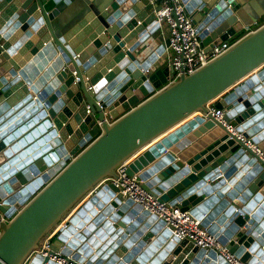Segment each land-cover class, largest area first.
I'll return each mask as SVG.
<instances>
[{"label": "water", "instance_id": "obj_1", "mask_svg": "<svg viewBox=\"0 0 264 264\" xmlns=\"http://www.w3.org/2000/svg\"><path fill=\"white\" fill-rule=\"evenodd\" d=\"M182 1L207 52L247 33L169 84V39L144 49L160 5L0 0V264H228L122 196L124 165L264 264V0Z\"/></svg>", "mask_w": 264, "mask_h": 264}, {"label": "built area", "instance_id": "obj_2", "mask_svg": "<svg viewBox=\"0 0 264 264\" xmlns=\"http://www.w3.org/2000/svg\"><path fill=\"white\" fill-rule=\"evenodd\" d=\"M149 1L151 4L160 5L161 8L157 13V23L165 20L164 25L169 30L168 49L171 51L169 59L170 66L174 71L168 82L169 84L177 81L180 75L196 73L232 46V43L227 42L207 52L202 47L198 29L194 25L193 19L188 14L186 5L182 0ZM210 113L216 119L223 120V112L210 107ZM256 150L260 153V150ZM126 169V165L120 167L117 171L118 178L112 180L119 189V193L132 200L135 204L140 205L151 216L162 220L165 228L172 232V241L174 238L181 241L187 240L201 249L214 250L228 264H250L242 262L235 254L224 247L214 235H211L206 228L202 227L201 221L192 215L190 211H183L179 206H171L168 203L161 202L143 188L142 180L138 174L129 176ZM70 217L71 215L66 220ZM66 220L52 234L43 239V248L48 249L52 245L53 236L61 227L65 226ZM52 260L59 264H80L74 260L68 262L61 257H53Z\"/></svg>", "mask_w": 264, "mask_h": 264}, {"label": "crops", "instance_id": "obj_3", "mask_svg": "<svg viewBox=\"0 0 264 264\" xmlns=\"http://www.w3.org/2000/svg\"><path fill=\"white\" fill-rule=\"evenodd\" d=\"M204 1H209L210 2L211 0H204ZM197 17L199 18V16H197ZM263 24H264V17L259 20V25L257 27H253L249 31L255 30L256 28L260 27ZM246 33L247 32L241 33L235 40H233V42L236 41L237 39H239L240 37H242ZM168 39H169V30H168V28L165 25H163V27L161 28V30L158 31L153 37H151L150 40L145 44L144 49H145V52L147 54L146 56H148L151 53H154V51H156L158 49H161L162 48V45ZM229 42L230 43H233L232 41H229ZM168 57L169 58L171 57V51L166 48L165 54L161 57L159 63L160 64L164 63L165 62V59H167ZM49 64H51V63H49ZM44 72H42L41 74H43ZM168 138H169L168 136L165 137L164 139H162L159 142L155 143L153 145V147H155L156 150H158L160 153L165 154L167 152V149H168L165 146V141ZM170 241L171 240L169 239L168 242H170Z\"/></svg>", "mask_w": 264, "mask_h": 264}]
</instances>
